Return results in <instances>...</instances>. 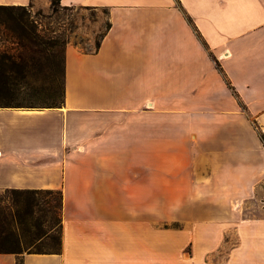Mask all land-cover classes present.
Here are the masks:
<instances>
[{"label":"crops","instance_id":"obj_1","mask_svg":"<svg viewBox=\"0 0 264 264\" xmlns=\"http://www.w3.org/2000/svg\"><path fill=\"white\" fill-rule=\"evenodd\" d=\"M61 6L108 27L60 108H0V192H62V251L0 264H264V0Z\"/></svg>","mask_w":264,"mask_h":264},{"label":"trees","instance_id":"obj_2","mask_svg":"<svg viewBox=\"0 0 264 264\" xmlns=\"http://www.w3.org/2000/svg\"><path fill=\"white\" fill-rule=\"evenodd\" d=\"M51 6L55 12L61 6V0H52ZM29 8L32 6H0V14H6L9 18L3 21L0 19L4 35L19 47L15 49L16 52L13 49L0 51V108H60L64 88L61 104L37 107L23 106L16 101L20 88H29L30 77L45 71L44 69L49 75L48 72L53 70L52 66H64L65 84V49L60 63L55 51L59 40L52 41L41 35L36 22L31 19ZM188 21L192 24L190 19ZM99 47L100 43L97 45ZM218 67L220 68L219 65ZM255 128L264 145V135L257 124ZM5 195V198H0V254H60L62 192L6 190Z\"/></svg>","mask_w":264,"mask_h":264},{"label":"rangeland","instance_id":"obj_3","mask_svg":"<svg viewBox=\"0 0 264 264\" xmlns=\"http://www.w3.org/2000/svg\"><path fill=\"white\" fill-rule=\"evenodd\" d=\"M31 19L36 22L41 35L49 40H59L55 47L58 60L63 61L66 43L72 42L85 51L94 50L100 43L107 27V12L80 8H62L58 6L54 12L49 7L29 8ZM17 15V14H16ZM8 15L0 14L1 21L8 20ZM80 28H82L80 30ZM4 28L0 26V51L19 49L13 41L4 35ZM89 40L93 43L90 44ZM53 70L39 72L29 78V88H20L16 101L23 106H45L46 104L62 103L64 88V66H52ZM165 122L160 119V126ZM5 192H0V198H5ZM178 227L177 225H174Z\"/></svg>","mask_w":264,"mask_h":264}]
</instances>
